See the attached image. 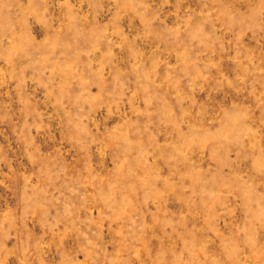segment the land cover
<instances>
[{
	"label": "rangeland",
	"instance_id": "374dc122",
	"mask_svg": "<svg viewBox=\"0 0 264 264\" xmlns=\"http://www.w3.org/2000/svg\"><path fill=\"white\" fill-rule=\"evenodd\" d=\"M0 264H264V0H0Z\"/></svg>",
	"mask_w": 264,
	"mask_h": 264
}]
</instances>
